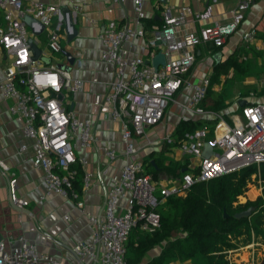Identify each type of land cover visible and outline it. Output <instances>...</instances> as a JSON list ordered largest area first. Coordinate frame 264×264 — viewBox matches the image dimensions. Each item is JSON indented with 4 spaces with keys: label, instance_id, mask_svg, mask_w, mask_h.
I'll return each mask as SVG.
<instances>
[{
    "label": "built area",
    "instance_id": "2783aa9c",
    "mask_svg": "<svg viewBox=\"0 0 264 264\" xmlns=\"http://www.w3.org/2000/svg\"><path fill=\"white\" fill-rule=\"evenodd\" d=\"M131 1L133 25L109 26L98 35L104 71L111 74L102 103L109 107L107 118L120 126L119 138L124 146L121 152L126 160L118 173L109 177L99 214L86 212L83 203L76 201L75 207L87 217L92 229L87 241L80 240L73 245L74 264H83L85 259L100 264H126L124 243L128 234L133 228L148 234L158 230L160 217L154 207L168 196H179L197 183L264 163V94L241 106L238 114L225 116L203 106L209 78L203 77L197 82L187 78L194 62V49L203 44L221 47L237 30L253 0H238L230 12V21L224 24L216 21L202 24L211 18L212 5L218 0H205L206 5L199 12L185 5H163L159 22L149 28L148 61L156 53L164 58V64L156 68L141 56H130L125 46L143 37L146 31L143 10L146 0ZM82 3L83 0H71V9L80 10ZM0 12L3 21L0 51L10 59L0 79V95L12 100L8 112L21 120V135L32 144V166L42 171L45 195L76 199L77 193L72 188L76 166L82 171L83 191L89 188L92 179V175L83 170L86 159L77 155L76 149L91 147L93 125L90 119H80L63 107L57 95L62 90L78 91L81 83L52 64L32 60L27 34V31L34 34L41 29L39 33H46L47 49L60 53L64 28L69 31L67 20L62 23L59 7L39 0H0ZM24 16L34 20L31 29L23 23ZM52 18H55L54 24ZM185 23H197L198 28L180 33ZM255 37L256 30L250 28L242 31L240 41L249 49ZM241 59L245 60V56ZM181 88L190 90L188 100L176 103L192 116L209 117L213 120L212 126L203 124L175 138L172 135L149 138L147 130L162 120L166 106L175 101L174 95ZM205 142L210 144L212 152L208 158L202 156ZM165 144L175 145L190 160L177 178L161 184L146 173L144 162L137 156L141 147ZM25 148L22 144L19 152ZM103 155L106 163L99 167V175L107 173L108 163L116 159L117 152L105 148ZM0 168L7 170L2 161ZM14 182L13 179L7 182L9 201L22 209L28 202L16 194ZM17 241L10 251H5L4 242L0 240V264H61L24 237H18Z\"/></svg>",
    "mask_w": 264,
    "mask_h": 264
},
{
    "label": "crops",
    "instance_id": "0c3cea01",
    "mask_svg": "<svg viewBox=\"0 0 264 264\" xmlns=\"http://www.w3.org/2000/svg\"><path fill=\"white\" fill-rule=\"evenodd\" d=\"M39 1L54 7H67L76 31V35L68 43L65 42V38L61 40V50L71 52L74 57L73 63L66 72L72 80L80 81L81 87L75 92L62 90L57 95V98L61 102V105L75 116L80 119L88 118L92 122L94 141L91 147L86 149L77 147L76 149V154L82 155L86 159L83 170L90 173L92 179L86 191L82 190L81 179L77 180L74 184V189L78 192L76 199L61 195L46 196L42 183V171L32 166V144L21 135V120L8 112V107L12 104V100L2 98L0 95V161L7 166L6 171H2L0 168V240L4 242V250L10 251L17 244V238L24 237L28 241L35 243L39 251L48 253L59 260L61 264H74L73 245L80 240L87 241L92 229L87 217L77 210L75 203L76 201H81L86 212L99 214L103 207L104 193L108 186L109 177L112 174L118 173L126 160L121 152L124 146L119 138L120 126L117 122L107 118L106 115L109 112V107L102 103V98L107 92L108 82L111 80V74L110 71H104V64L100 57L102 43L98 35L109 26H132L134 12L131 0H123L122 2H114L113 0H83L81 9L78 11L71 9V0ZM237 2L238 0H218L212 5L211 18L202 24H209L213 21L219 24L229 22L230 12L234 9ZM163 5L174 7L185 5L193 12H199L204 9L206 1H144L143 10L146 15L144 20L146 31L143 37L125 45L130 56H141L145 61H148L150 57L148 41L151 37L149 28L154 24L152 21L149 23V21L153 19L159 22V13ZM2 23L0 12V27ZM197 28V23H185L180 33ZM250 28L256 30V37L250 48L247 49L242 45L240 35L242 31ZM27 34L35 47L40 49L41 53L39 56L45 59V61H42L43 64L47 65L45 62L48 61V64L52 65L55 63L67 65V62L60 53H51L47 49L45 32L35 35L27 31ZM256 47L258 50L254 49ZM235 51H237L236 58L238 61L243 62L244 71L240 73L233 67L227 66L226 68V65H224L228 56ZM217 52L220 53V58L216 61L214 56ZM243 56H245V60L241 59ZM9 63V57L3 51H0V79L3 77L4 69ZM218 63H221V66L215 68V65ZM263 71L264 0H253L245 11L244 18L237 30L221 47H211L203 44L194 49V62L188 72L187 78L190 82H197L203 77H208L209 81H211L212 74L216 73V79L214 82H210V89L213 91L212 87L216 82L220 83L216 86L219 87L223 79L225 81L232 76H242L239 82H235V80L231 82L232 87H239V96L235 101L236 105L232 109L227 107L226 110L225 108L218 110L225 116H229L238 114L241 106L260 99L263 94L253 97L249 93H244L243 90L249 88L257 90L261 84V80L258 79L263 76ZM248 72L252 73L248 74ZM189 92L188 88H181L174 95L175 101L168 103L162 120L147 130L149 138L159 139L164 135L177 137L175 128L182 119L209 120L208 122L201 120L200 125H197L194 129L199 128L203 124L212 126L213 120L209 117L192 116L176 103V101L186 103ZM203 106L208 108V102L203 100ZM154 128L156 129L154 130ZM22 144L26 148L19 152V147ZM105 148L114 149L117 152V157L114 161L108 163L107 173L99 175V167L106 163L103 155ZM161 150L162 152L156 155ZM137 157L142 159L143 162L147 160L154 167L156 166L153 159H157L158 168H155L157 174L154 179L160 180L161 184L177 178L182 171L181 166L187 165L190 160L188 155L184 154L175 145L168 146L166 144L155 148L141 147ZM171 164H175L176 169H181H178L177 172L168 171V173L163 170V167ZM145 171L152 177L150 168L145 169ZM177 173L178 175H176ZM10 179L15 180L14 187L16 194L28 202L22 210L13 206L9 201L7 182ZM120 204H124L123 199L120 200ZM63 216H67V219H64ZM245 254L246 260H248L249 254ZM83 264L100 263H93L85 259ZM139 264H144V262Z\"/></svg>",
    "mask_w": 264,
    "mask_h": 264
},
{
    "label": "trees",
    "instance_id": "16d2710c",
    "mask_svg": "<svg viewBox=\"0 0 264 264\" xmlns=\"http://www.w3.org/2000/svg\"><path fill=\"white\" fill-rule=\"evenodd\" d=\"M157 24L150 19L149 23ZM55 18H52V24ZM246 50V49H245ZM236 52H233L225 61L227 66L233 67L237 72L244 71L243 62L238 61ZM221 63L215 65V68ZM212 74L210 82L216 79ZM210 83V84H211ZM222 96L209 88L205 101L209 109L218 111L223 107ZM220 108V109H219ZM201 120H180L175 128V133L180 135L184 131H192ZM193 128V129H192ZM156 152V151H155ZM162 152L159 151L156 155ZM154 157V156H152ZM155 166L147 160L144 161L145 169L150 168L152 177L157 174V159H153ZM263 187L261 195L253 201L246 200L243 204L233 206L237 196L247 190L246 184L256 165H250L228 174L215 177L207 182L193 185L184 196H168L165 201L154 207L159 214L160 227L151 234L143 233L138 228H133L124 243L126 264H139L146 252L163 242L159 254L146 264H165L169 260H191L194 264H230L229 252L235 248L233 239L243 238L249 241L252 236H264V163L259 164ZM185 170V165H182ZM179 170L181 168H178ZM175 164L163 167L164 171H178ZM178 175V173L176 174ZM82 171L76 166L74 184L81 179ZM81 181V180H80ZM251 208L247 217L234 218L233 215Z\"/></svg>",
    "mask_w": 264,
    "mask_h": 264
},
{
    "label": "rangeland",
    "instance_id": "374dc122",
    "mask_svg": "<svg viewBox=\"0 0 264 264\" xmlns=\"http://www.w3.org/2000/svg\"><path fill=\"white\" fill-rule=\"evenodd\" d=\"M264 72V71H263ZM251 74L252 72H248V74ZM245 76V75H244ZM243 76V77H244ZM239 78V79H238ZM242 78V76H232L228 79H226L221 83H215L213 85V91H217L223 99V107L221 109L226 110L228 107L229 109H232L236 104V98L239 96V87L233 86L232 87V80H235V82H239V80ZM261 80V84L258 86L257 90H254V88L244 89V93H249L253 96H258L261 94H264V73L263 76L258 79ZM233 88V89H232ZM237 92L234 93L233 92ZM242 91V90H241ZM220 109V108H219ZM220 109V110H221ZM156 128H154L155 130ZM255 171L250 174L249 180L247 181L246 187L247 190L243 192L241 195L237 196L236 202L233 203V206H237L239 204H243L246 200L253 201L256 197L261 195V189L263 187V180L261 179V171L260 166L257 165L255 167ZM255 190L256 195L253 198L248 197L247 193L251 190ZM186 193H181L179 196H184ZM263 233H264V225L262 227ZM232 243L235 244V248L233 250H230L229 252V261L230 264H264V236H252L249 241H244L243 238L233 239ZM163 246V242L160 245H156L153 248H151L148 252H146L141 260V262H144L146 264L149 260L156 257L159 254V251L161 247ZM244 253V254H242ZM249 254V259L246 260V254ZM140 262V263H141ZM165 264H194L191 260H184V261H177V260H169Z\"/></svg>",
    "mask_w": 264,
    "mask_h": 264
},
{
    "label": "water",
    "instance_id": "95a60500",
    "mask_svg": "<svg viewBox=\"0 0 264 264\" xmlns=\"http://www.w3.org/2000/svg\"><path fill=\"white\" fill-rule=\"evenodd\" d=\"M160 1H163V0H160ZM60 11L62 15V23L65 24L67 20V25L69 27V31L66 28H64L65 42L68 43L76 35V31L73 27V22L70 16V11L67 9V7L65 6L61 7ZM22 21L29 29H31V23L34 21L31 17L24 16ZM39 32H36L34 34L37 35L39 34ZM28 43H29V48L31 52V59L32 60L39 59L41 61H45L43 57L39 56L41 53L40 49L35 47V45L31 42L30 39L28 40ZM60 54L64 57L65 61L67 62V65H65L64 63H55L54 66L58 70L68 71L69 66L73 63L74 57L72 56L71 52L67 50H61ZM219 58H220V53L217 52L214 56V59L217 61L219 60ZM146 62L150 63L154 68H156L158 65L164 64V58L161 53H156L149 61H146ZM45 63L48 64V61H46ZM211 154L212 152H211L210 144L208 142L203 143L202 156L204 158H208ZM18 209L22 210L21 208H18ZM250 210L251 208H246L243 211L235 213L233 217L236 219L241 218V217H247L250 214Z\"/></svg>",
    "mask_w": 264,
    "mask_h": 264
},
{
    "label": "bare ground",
    "instance_id": "6f19581e",
    "mask_svg": "<svg viewBox=\"0 0 264 264\" xmlns=\"http://www.w3.org/2000/svg\"><path fill=\"white\" fill-rule=\"evenodd\" d=\"M248 197L253 198L256 195L255 190L251 189L248 193H247Z\"/></svg>",
    "mask_w": 264,
    "mask_h": 264
}]
</instances>
